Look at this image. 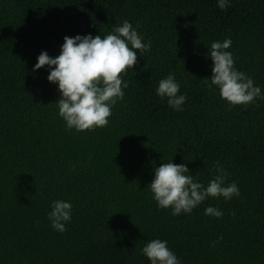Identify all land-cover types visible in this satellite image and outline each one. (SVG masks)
I'll list each match as a JSON object with an SVG mask.
<instances>
[{"label": "trees", "instance_id": "trees-1", "mask_svg": "<svg viewBox=\"0 0 264 264\" xmlns=\"http://www.w3.org/2000/svg\"><path fill=\"white\" fill-rule=\"evenodd\" d=\"M217 3L0 0V264H151L141 249L153 239L180 264H264V100L232 106L205 84L211 43L231 38L234 67L264 94V0ZM124 20L151 49L121 74L128 87L106 127L69 130L48 67L33 72L37 57ZM171 73L182 111L156 94ZM217 161L238 197L179 216L158 207L154 167L185 164L207 186ZM55 200L72 204L63 233L47 218ZM209 206L223 216L205 215Z\"/></svg>", "mask_w": 264, "mask_h": 264}, {"label": "clouds", "instance_id": "clouds-1", "mask_svg": "<svg viewBox=\"0 0 264 264\" xmlns=\"http://www.w3.org/2000/svg\"><path fill=\"white\" fill-rule=\"evenodd\" d=\"M217 6L223 10L230 6L229 0H218ZM139 27V25H137ZM131 47H130V46ZM232 45L231 38L213 41L208 55L212 60V76L205 78V84L219 89L223 100L232 106H247L257 98L264 100V94L253 79L234 67V58L227 51ZM151 42L144 43L143 37L128 20L114 27L105 36L76 35L64 37L60 54L51 57L42 51L37 57L33 72L48 67L49 82L57 83L61 93L56 102L58 114L69 130H94L106 127L112 115V107L124 98L121 74L132 70L137 63V52H148ZM210 80V83H209ZM180 84L175 74L171 73L159 81L156 94L160 98L167 97L168 105L182 111L186 95H178ZM216 175L207 186L195 179L185 164L172 162L162 163L154 167V179L148 185L153 199L159 208H171L173 216L182 213L191 214L194 208L209 197L230 200L240 195L235 182L226 184L228 173L219 161L214 165ZM205 215L221 218L223 212L215 207H207ZM72 204L55 200L51 204L48 220L51 227L58 232H65L66 224L71 220ZM39 222L37 221V224ZM222 239V237H221ZM219 240L213 241V245ZM151 264H180L178 257L168 248L167 241L153 239L141 249Z\"/></svg>", "mask_w": 264, "mask_h": 264}]
</instances>
